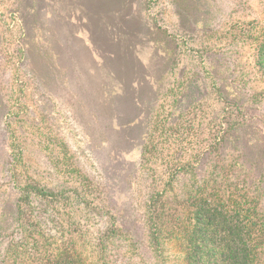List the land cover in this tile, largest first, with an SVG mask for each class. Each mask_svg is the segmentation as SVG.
I'll use <instances>...</instances> for the list:
<instances>
[{
  "label": "rangeland",
  "instance_id": "rangeland-1",
  "mask_svg": "<svg viewBox=\"0 0 264 264\" xmlns=\"http://www.w3.org/2000/svg\"><path fill=\"white\" fill-rule=\"evenodd\" d=\"M192 1L193 16L205 29L199 40L187 44L225 52L217 57L218 80L233 90L241 75L257 73L254 46L241 45L239 39L259 37L264 0ZM185 7V0H0V264L189 263L179 237H156L143 227L154 208L178 207L185 200L183 191L191 185L209 188L208 181L219 174L212 163L194 164L190 148L180 163L166 157L168 145L182 137L173 134L186 123L181 113L199 117L205 127L219 109L213 103L212 80L199 71L203 57L179 54L177 38L158 29L157 22L176 29V13ZM146 9L154 16L164 12L163 22ZM118 41L132 45L129 51L161 96L157 106L152 96L146 97L145 112H152L155 125L165 120L175 128L168 136L151 132L148 140L144 115L143 124L131 131L135 141L116 158L105 144L116 138L100 128L109 122L98 127L73 94L85 96L89 108L97 106L92 104L95 83L84 72L92 66L86 50L95 54L110 45L116 61H123ZM184 41L177 42L180 46ZM237 42V49L228 46ZM227 60L236 61L222 67ZM100 74L106 96L120 93L103 67ZM256 85L257 93H264V84ZM143 132L148 133L144 141L139 137ZM104 138L101 148H94ZM15 173L31 178L36 194L63 189L64 196L51 203L31 196L27 204L19 197L22 186L12 179ZM154 176L161 181L153 192L149 185ZM227 188L228 183L219 192L225 198ZM71 190L92 196L84 201ZM112 221L135 231L134 238L113 233ZM118 236L121 241L108 244Z\"/></svg>",
  "mask_w": 264,
  "mask_h": 264
},
{
  "label": "trees",
  "instance_id": "trees-1",
  "mask_svg": "<svg viewBox=\"0 0 264 264\" xmlns=\"http://www.w3.org/2000/svg\"><path fill=\"white\" fill-rule=\"evenodd\" d=\"M185 4V9L176 13L180 18L176 29L161 26L164 25L161 24L165 16L164 12H158L155 16L148 13L149 9H146V12L152 19L158 18L161 22V25L157 22L158 29L162 28V32L170 30L168 35L175 36L178 42L182 37L185 39L180 46L176 41L175 50L178 49L179 54L188 51L190 54L203 57L199 71L207 73L212 80L213 103L219 109L213 112V117L205 127L202 126L199 117L189 118L188 114L191 113H181L186 123L179 125L180 130L176 131V128L173 134L177 132L182 137L168 145L167 152L170 151V154L166 157L171 159L169 162L177 160L180 163L190 148L193 154L190 158L194 164L198 163L202 166L207 162L212 163L213 169H217L219 174H214L208 181L211 182L207 183L209 188L203 189L200 188L201 186L191 185L183 191L185 200L180 202L178 207L154 208L149 212L148 218L143 219V227L151 229L156 237L160 235L179 237L188 264H264V105L262 104L264 93L256 91L258 88L256 82L264 84V28L259 31L256 40L239 39L241 45L247 43L249 46H254L255 66L258 70L255 74L241 75L233 90H230L218 80L217 57L225 52L217 53L213 47L207 45L187 44L188 41L193 43L194 40H199V34L204 32L205 25L193 16L190 7L193 8L194 1L185 0ZM239 42L228 46L237 49L240 47ZM115 43L119 56L125 57L126 61H116L117 53L110 45L105 46L106 48L102 46L104 51H101V48L96 50L95 54L86 50V57L92 66L84 72L91 76L95 83L92 104L95 103L97 106L89 108L85 96L78 93L73 95L78 98L77 102H80V105L82 103L86 107H84L86 116L94 119L98 127L108 121L109 124L100 128L103 127V133L109 132L111 137L116 138L115 142L111 140L105 142L104 138L102 143L92 144L94 148L100 149V145L105 142L107 146L112 147V152L118 158V153L127 149L124 145L135 141L130 137V134L131 136L134 134L131 131L143 124L144 115L147 125L150 126L149 131L147 130L148 140L152 136L151 132H160V136H168L174 126L171 127L165 120L155 125L152 112H145L146 97L152 96L154 106H157L161 96L155 92V83L142 64L129 51L132 45H126L124 41ZM233 53L236 54V51ZM112 61H116L115 66L118 69L111 66ZM235 61L227 60L221 66L235 64ZM101 67L120 88V93L115 95L114 92H110L105 95V83L100 74ZM21 69L22 67L20 71ZM78 75H81V72ZM24 86L22 85V88ZM98 105L107 108L104 110ZM147 132L139 134L142 141ZM187 136L191 137L192 141L186 140ZM145 147L144 145L143 148ZM22 175L23 173L19 177L15 173L12 176V179L22 186L19 188L21 201H27L28 204L31 196L38 195L41 196L42 201L51 203L56 197L59 199L64 196L63 189L57 191L39 189V193L36 194L37 187L32 185V179L23 180ZM160 181V177L154 176L149 185L150 190L154 192L157 188L156 184ZM227 183L225 198L219 192ZM72 192L84 201L86 196H92L91 193L81 190ZM153 198L154 196L151 197L152 201ZM91 203H95L94 198L91 199ZM112 226L114 228L112 232L115 234L125 233L129 239L136 235L135 231L119 227L113 221ZM121 238L122 236H118L108 240V244L112 241H121ZM105 245L106 241L100 245L101 250Z\"/></svg>",
  "mask_w": 264,
  "mask_h": 264
},
{
  "label": "crops",
  "instance_id": "crops-1",
  "mask_svg": "<svg viewBox=\"0 0 264 264\" xmlns=\"http://www.w3.org/2000/svg\"><path fill=\"white\" fill-rule=\"evenodd\" d=\"M144 63H146V62H144Z\"/></svg>",
  "mask_w": 264,
  "mask_h": 264
}]
</instances>
